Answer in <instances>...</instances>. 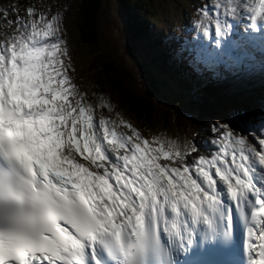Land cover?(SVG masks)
<instances>
[{
    "label": "snow or ice",
    "instance_id": "6c2138e0",
    "mask_svg": "<svg viewBox=\"0 0 264 264\" xmlns=\"http://www.w3.org/2000/svg\"><path fill=\"white\" fill-rule=\"evenodd\" d=\"M66 11L0 8V264H264V114L143 134L77 84ZM193 32L195 70H252L264 0H210Z\"/></svg>",
    "mask_w": 264,
    "mask_h": 264
},
{
    "label": "trees",
    "instance_id": "16d2710c",
    "mask_svg": "<svg viewBox=\"0 0 264 264\" xmlns=\"http://www.w3.org/2000/svg\"><path fill=\"white\" fill-rule=\"evenodd\" d=\"M114 2L119 7V21H109L111 6L107 0H78L76 4L78 42L88 48V54L96 52V56L90 68L75 79L88 89L93 102L94 92L103 94L100 80H104L115 98L112 103L143 134L180 139L197 133L202 120L237 123V114L264 110V91L249 87L263 78V73L245 71L237 76L216 71L208 75L204 70L193 74L192 65L178 60L168 38L146 17L142 0ZM14 4L21 9L28 6L27 0H15ZM0 8L6 6L0 3ZM115 29H119V38ZM129 57L134 63H127ZM111 95L104 96L112 101ZM181 100H185V106L178 103Z\"/></svg>",
    "mask_w": 264,
    "mask_h": 264
},
{
    "label": "rangeland",
    "instance_id": "374dc122",
    "mask_svg": "<svg viewBox=\"0 0 264 264\" xmlns=\"http://www.w3.org/2000/svg\"><path fill=\"white\" fill-rule=\"evenodd\" d=\"M107 1L109 6H112V4L115 3L114 2L115 0H107ZM14 2L15 0L0 1L1 4H4L6 6V8H11ZM77 2L78 0H27L28 6L34 5L38 10H43L46 6H52L53 10H55L56 5H60L62 9L64 8L67 9L64 17V24L67 30L68 45L71 50V55L73 57V63L75 64L77 69L75 73V77L80 76V73H82L81 71L84 70L85 68L87 69L90 68V64L91 63L93 64L92 60L94 59V56H96V52L92 54H88V48L85 45L80 44L78 42L77 32L74 27V22H75L74 14H75ZM205 3H210V0H192L191 3L185 2L183 0H142L141 7L145 9L146 11L145 15L154 25L155 29L160 31L166 38H168V43L171 46L174 55H177L178 60L180 62L183 61L184 63H189L192 65L191 61H192V57L194 56V53H191L189 51H181V48L185 38L187 36L194 34L193 32L194 9ZM21 15H23V12H21ZM108 16L110 19L109 21H111L112 18L114 21H117L111 14H109ZM117 43L119 45H122L121 42L119 41ZM118 49H119V53L121 54L120 48ZM122 53H123V57L125 58V52L122 51ZM223 58L224 61L226 62L230 61V59H236L235 55L231 51V48H227V50H225V52L223 53ZM127 63H131L129 59ZM201 70L203 69L200 70L194 69L192 70V72L198 73ZM223 70L227 71L229 74L231 72V70H229L227 66H225ZM205 71L207 73H211V72L217 73L216 72L217 70L214 71L205 70ZM110 75L114 76L112 73H110ZM100 82L101 83L103 82L101 84L103 94L105 96L109 94L110 96L112 92L109 88L111 87L104 80H100ZM262 91L264 90L262 89ZM176 97L177 96H175V98ZM114 100L112 97V102ZM178 103L181 106H185V100L178 101ZM261 114H264V110L255 111L250 115L260 116ZM215 120H219V119L202 120V122L198 125V130H197L198 135L195 137L196 141H194V143L203 144L205 140L210 139V136L207 135V129L209 127V124Z\"/></svg>",
    "mask_w": 264,
    "mask_h": 264
},
{
    "label": "bare ground",
    "instance_id": "6f19581e",
    "mask_svg": "<svg viewBox=\"0 0 264 264\" xmlns=\"http://www.w3.org/2000/svg\"><path fill=\"white\" fill-rule=\"evenodd\" d=\"M227 50V49H226ZM237 55H235L236 59L237 57H242L244 54L243 53H239V52H235ZM229 58V57H228ZM236 59H230V61H228L227 63H230ZM260 70V71H264V68L261 67V61H259L258 57L256 56V64L255 67L252 70H247V71H253L256 72V70ZM245 71H241V70H231L230 74L231 75H237V76H241L242 74H244ZM249 87H253V88H259V89H263L264 90V77L263 78H258L256 81L252 82Z\"/></svg>",
    "mask_w": 264,
    "mask_h": 264
}]
</instances>
